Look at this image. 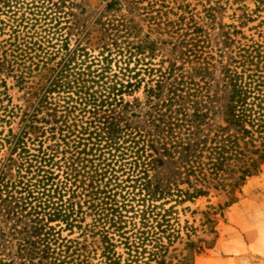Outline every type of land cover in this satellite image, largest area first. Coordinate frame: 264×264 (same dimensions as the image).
Instances as JSON below:
<instances>
[{
  "label": "trees",
  "instance_id": "1",
  "mask_svg": "<svg viewBox=\"0 0 264 264\" xmlns=\"http://www.w3.org/2000/svg\"><path fill=\"white\" fill-rule=\"evenodd\" d=\"M88 1L0 0V264H165L182 233L198 255L179 207L264 165V10L246 35Z\"/></svg>",
  "mask_w": 264,
  "mask_h": 264
},
{
  "label": "rangeland",
  "instance_id": "2",
  "mask_svg": "<svg viewBox=\"0 0 264 264\" xmlns=\"http://www.w3.org/2000/svg\"><path fill=\"white\" fill-rule=\"evenodd\" d=\"M109 0H89L91 18L101 11ZM170 6H187L193 13H202L213 9L214 22L218 28L235 25L246 35L262 16L264 0H166ZM175 5V6H174ZM253 15L245 21L244 15ZM242 23V24H241ZM96 33L91 35L90 45L95 47ZM7 83V95L11 104L22 106L24 90H20L10 79ZM16 120L10 127L17 130ZM8 127L5 128V135ZM7 157V152L0 150V161ZM181 226L187 223L192 227L191 241L196 247H202L198 255L193 249H187L184 234L182 240L170 248L165 264H177L185 255L190 256L187 264H264V165L259 173L250 176L239 190L213 191L207 197L186 203L179 207Z\"/></svg>",
  "mask_w": 264,
  "mask_h": 264
}]
</instances>
